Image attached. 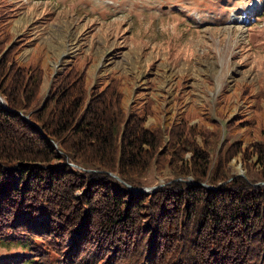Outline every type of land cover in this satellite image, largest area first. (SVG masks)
<instances>
[{
  "label": "trees",
  "instance_id": "trees-1",
  "mask_svg": "<svg viewBox=\"0 0 264 264\" xmlns=\"http://www.w3.org/2000/svg\"><path fill=\"white\" fill-rule=\"evenodd\" d=\"M23 3L0 0V248L16 249L0 264H264V101L251 107L253 86L233 94L249 116L227 115V88L189 109L186 76L171 98L160 92L164 105L143 87L129 101L114 70L87 80L91 54L44 69L40 45L13 31ZM238 156L244 177L229 166ZM152 175L167 178L145 193Z\"/></svg>",
  "mask_w": 264,
  "mask_h": 264
},
{
  "label": "rangeland",
  "instance_id": "rangeland-1",
  "mask_svg": "<svg viewBox=\"0 0 264 264\" xmlns=\"http://www.w3.org/2000/svg\"><path fill=\"white\" fill-rule=\"evenodd\" d=\"M23 2L30 9H25L18 17L13 31L30 33L32 41L45 52L43 67L49 65L56 69L65 57L91 54L94 63L88 81L102 68L108 72L114 70L122 80L129 101L133 91L143 87V91L157 97V106L168 101L160 92L171 98L177 92L175 78L182 76L188 79L185 100L193 111L212 107L218 93L227 88L231 93L228 100L233 103L227 115L232 117L242 108L249 116L252 111L233 96L237 84L242 83L253 86L254 98L261 96L251 107H261L264 101V17L255 15L260 8L259 0ZM55 3L67 7L57 6L56 9ZM48 10L55 12L43 15ZM35 14L39 17L34 18ZM167 18L180 19L186 34L174 28L177 22ZM156 20L167 25L156 24ZM113 25L114 31L110 30ZM118 30L126 43L114 37ZM117 46L118 51L114 50ZM30 51L31 48L26 49L24 57ZM116 53H121L118 58ZM47 80L45 72L44 83ZM157 106H154L155 113L160 117ZM152 121L150 118L149 123ZM229 140L235 141L237 137ZM229 166L237 175L245 176L240 156L233 158ZM166 178L156 179L152 175L147 180L151 185L143 192L147 193L155 183H162ZM15 253L16 249L0 248V257Z\"/></svg>",
  "mask_w": 264,
  "mask_h": 264
},
{
  "label": "water",
  "instance_id": "water-1",
  "mask_svg": "<svg viewBox=\"0 0 264 264\" xmlns=\"http://www.w3.org/2000/svg\"><path fill=\"white\" fill-rule=\"evenodd\" d=\"M190 182L192 183V180H190ZM130 188H132V187H130Z\"/></svg>",
  "mask_w": 264,
  "mask_h": 264
}]
</instances>
